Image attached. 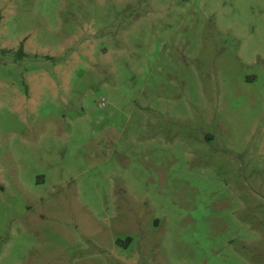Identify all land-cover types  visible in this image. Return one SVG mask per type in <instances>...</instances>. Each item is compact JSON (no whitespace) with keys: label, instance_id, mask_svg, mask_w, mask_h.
<instances>
[{"label":"rangeland","instance_id":"1","mask_svg":"<svg viewBox=\"0 0 264 264\" xmlns=\"http://www.w3.org/2000/svg\"><path fill=\"white\" fill-rule=\"evenodd\" d=\"M0 15V264H264V0Z\"/></svg>","mask_w":264,"mask_h":264},{"label":"trees","instance_id":"2","mask_svg":"<svg viewBox=\"0 0 264 264\" xmlns=\"http://www.w3.org/2000/svg\"><path fill=\"white\" fill-rule=\"evenodd\" d=\"M1 20H2V17L0 15V23H1ZM0 52L3 53V54L4 53H6V54L10 53V51L9 50H6V49H0ZM15 55H16L17 58H20V59L25 56V54L23 52L22 45H20V47L18 48V50L15 52Z\"/></svg>","mask_w":264,"mask_h":264}]
</instances>
